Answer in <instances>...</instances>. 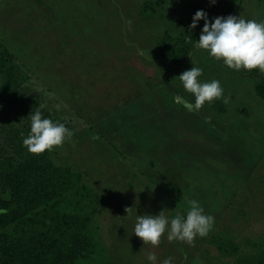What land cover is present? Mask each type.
Segmentation results:
<instances>
[{
  "label": "rangeland",
  "instance_id": "obj_1",
  "mask_svg": "<svg viewBox=\"0 0 264 264\" xmlns=\"http://www.w3.org/2000/svg\"><path fill=\"white\" fill-rule=\"evenodd\" d=\"M228 1L0 0V47L26 87L74 125L55 162L82 171L99 195L93 263L147 264L154 252L211 264L224 259L212 233L264 234V73L230 69L197 48L203 20L188 28L197 10L212 20ZM235 16L264 21V0H241ZM169 34L195 37L180 63L162 55ZM193 65L202 82H221L228 103L191 107L179 75ZM193 199L215 217L207 237L187 244L165 233L153 247L133 233L137 215H186Z\"/></svg>",
  "mask_w": 264,
  "mask_h": 264
},
{
  "label": "trees",
  "instance_id": "obj_2",
  "mask_svg": "<svg viewBox=\"0 0 264 264\" xmlns=\"http://www.w3.org/2000/svg\"><path fill=\"white\" fill-rule=\"evenodd\" d=\"M240 1L229 0L221 16L235 15ZM194 40L192 34H169L159 46L167 62L180 63ZM0 75V264H96L95 188L84 182L82 171L55 162L57 147L33 154L23 144L37 109L72 131L71 119L52 109L50 97L26 87L27 75L20 78L19 64L1 47ZM257 83L264 86V79ZM209 242L224 257L211 264H264V234L238 240L226 229L212 233Z\"/></svg>",
  "mask_w": 264,
  "mask_h": 264
},
{
  "label": "clouds",
  "instance_id": "obj_3",
  "mask_svg": "<svg viewBox=\"0 0 264 264\" xmlns=\"http://www.w3.org/2000/svg\"><path fill=\"white\" fill-rule=\"evenodd\" d=\"M211 3L215 4L216 0H211ZM201 20L204 21V26L196 43L197 48L207 51L230 69L259 70L264 73V21L235 15L209 20L207 12L197 10L188 26L189 30L196 29ZM202 74V68L193 65L179 75L183 88L195 98L191 107L200 109L205 103L210 104L218 99L228 103L229 99L224 95L221 82L218 79L202 82L199 79ZM30 121V131L23 144L33 154L52 151L73 135L64 123L43 117L39 109L31 113ZM188 203L190 208L186 215L177 213L174 217H169L164 211L158 215H137L133 233L144 244L153 247L159 245L165 233L169 241L177 240L187 244H193L197 237H207L214 228L215 217L205 214L199 201L193 199ZM146 260L147 264H174L173 257L158 260L154 252H148Z\"/></svg>",
  "mask_w": 264,
  "mask_h": 264
},
{
  "label": "water",
  "instance_id": "obj_4",
  "mask_svg": "<svg viewBox=\"0 0 264 264\" xmlns=\"http://www.w3.org/2000/svg\"><path fill=\"white\" fill-rule=\"evenodd\" d=\"M177 100L180 101L181 103H183L184 105H186L187 107H190L189 103H187L185 100H183V98H181L180 96H177Z\"/></svg>",
  "mask_w": 264,
  "mask_h": 264
}]
</instances>
